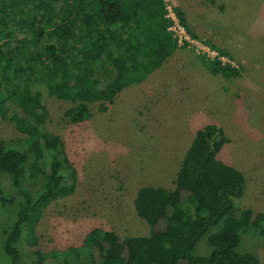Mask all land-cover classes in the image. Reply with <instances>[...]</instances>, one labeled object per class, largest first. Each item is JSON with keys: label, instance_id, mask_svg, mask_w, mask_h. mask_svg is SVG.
I'll return each mask as SVG.
<instances>
[{"label": "trees", "instance_id": "1", "mask_svg": "<svg viewBox=\"0 0 264 264\" xmlns=\"http://www.w3.org/2000/svg\"><path fill=\"white\" fill-rule=\"evenodd\" d=\"M211 4L215 0H206ZM165 0H0V116L15 114L16 129L24 145L0 140V176L11 179L17 205L28 217L16 216L0 225V247L10 264H47L51 258L75 264H260L257 254L240 252L242 232L264 234V212L236 208L244 193L243 172L216 157L229 142L216 124L198 128L176 172L174 187L142 186L134 198L136 214L150 226L149 234L120 237L95 226L81 244L44 254L38 248L36 212L52 200L73 193L67 157L45 124L46 99L54 96L76 102L113 103L121 86L114 77V59L124 61L120 78L130 85L143 81L178 46L166 17ZM180 22L195 37L179 7ZM211 46L214 43L207 41ZM229 56L227 48H218ZM96 52V55H94ZM214 75L230 79L241 75L240 66L221 65L199 56ZM80 77L83 80H80ZM107 110V105L100 108ZM90 116L85 108L75 121ZM26 158V159H25ZM47 175L33 191L24 184ZM3 190L0 187V197ZM163 222V227L159 223ZM207 236L206 256L192 255L195 244ZM102 246V250L98 248ZM25 257L28 261H25Z\"/></svg>", "mask_w": 264, "mask_h": 264}, {"label": "rangeland", "instance_id": "2", "mask_svg": "<svg viewBox=\"0 0 264 264\" xmlns=\"http://www.w3.org/2000/svg\"><path fill=\"white\" fill-rule=\"evenodd\" d=\"M168 1L188 15L198 38L227 48L241 75H214L191 49L177 47L146 79L130 85L119 76L124 61L115 58L114 79L121 90L111 104L88 103L86 91L76 102L47 97L45 126L66 154L75 188L36 212L38 248L44 254L78 246L95 226L122 238L149 234L150 226L134 207L138 188L172 189L185 151L205 124L220 126L230 139L216 157L244 174V193L234 199V206L264 212V0ZM103 105L106 111L100 110ZM85 108L90 116L75 121ZM17 119L15 114L0 116V140L22 146ZM46 180L47 175L32 179L24 173V184L33 191ZM0 187V225H9L16 216L28 221L6 174L0 176ZM216 228L200 238L192 255L209 254L207 236ZM237 249L257 254L264 264V234L242 232ZM42 262L40 257L38 264ZM46 262L56 264L51 258ZM0 264H10L1 247ZM58 264L66 262L60 259Z\"/></svg>", "mask_w": 264, "mask_h": 264}, {"label": "built area", "instance_id": "3", "mask_svg": "<svg viewBox=\"0 0 264 264\" xmlns=\"http://www.w3.org/2000/svg\"><path fill=\"white\" fill-rule=\"evenodd\" d=\"M166 17L170 21L168 29L171 30L173 37L177 42L178 47H185L191 49L197 56L204 57L208 60H216L221 65L229 64L235 66V63L229 59L228 55L220 53V51L205 43L202 39L193 36L187 28L180 22L179 17L174 10V7L165 0Z\"/></svg>", "mask_w": 264, "mask_h": 264}, {"label": "crops", "instance_id": "4", "mask_svg": "<svg viewBox=\"0 0 264 264\" xmlns=\"http://www.w3.org/2000/svg\"><path fill=\"white\" fill-rule=\"evenodd\" d=\"M194 1H197V3H200V2H202V3H204L205 1H203V0H194ZM179 7V6H178ZM180 8V7H179ZM181 9V8H180ZM182 10V9H181ZM183 11V10H182ZM183 13H184V11H183ZM184 15H185V18H186V22L187 23H190V21H189V17H188V15H186V13H184ZM189 25V24H188ZM197 61H200V60H197ZM200 63H201V61H200Z\"/></svg>", "mask_w": 264, "mask_h": 264}]
</instances>
